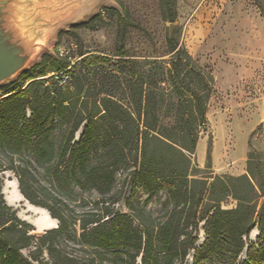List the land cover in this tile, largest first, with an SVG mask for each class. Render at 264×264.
<instances>
[{"label": "trees", "instance_id": "obj_1", "mask_svg": "<svg viewBox=\"0 0 264 264\" xmlns=\"http://www.w3.org/2000/svg\"><path fill=\"white\" fill-rule=\"evenodd\" d=\"M165 1L170 20L174 21V4ZM85 26L94 27L91 21ZM169 40L174 51L169 73L179 95L170 121H162L164 107L156 101L161 93L157 81L165 79L146 81L123 45L118 55L128 70V105L112 90L103 89L94 106H87L82 94L85 80L111 64L105 55L82 53L76 60L69 53L46 56L36 73L4 91L6 96L0 98V150L12 161L4 167L0 160V172L11 169L23 196L46 208L59 220V226L42 235L33 234L35 227L6 202L0 186V264H47L42 258L44 250L54 264H104V252L110 249L120 251L122 264H160L162 259L173 264L176 259L185 261L191 250L193 264H205L224 254L229 255L231 264H264V160L251 151L244 174L205 177L193 173L192 155L197 148L198 127L206 122L210 83L204 72L191 64V57L178 42ZM104 74L117 76L111 71ZM189 74L195 76L192 83L187 81ZM65 76L67 80L62 83ZM145 84H149V91ZM58 120L71 125L59 154L51 135ZM81 127L79 141L73 142ZM29 154L52 176L61 193L76 183L81 189L94 187L106 196L113 189L117 166L126 163L132 167V182L147 190L148 199L165 190L172 207L159 217L145 208L129 214L106 207L103 213L71 219L33 185L37 170ZM95 154L105 162L95 163ZM15 155L21 160L19 164H15ZM56 158L58 164L53 166ZM207 161L210 167V148ZM229 197L237 201L236 206L224 208L222 203ZM201 222L206 238L196 246L198 239L189 228L198 230ZM77 225L79 243L92 249L87 258L63 253L57 244L60 237L77 234ZM256 227L257 241L250 242ZM33 241L37 249L28 258L22 249ZM247 246L246 259L241 262L239 258Z\"/></svg>", "mask_w": 264, "mask_h": 264}, {"label": "rangeland", "instance_id": "obj_2", "mask_svg": "<svg viewBox=\"0 0 264 264\" xmlns=\"http://www.w3.org/2000/svg\"><path fill=\"white\" fill-rule=\"evenodd\" d=\"M172 2L176 12L174 21L170 20L165 0H67L69 18L58 22L48 35L42 51L23 70L0 84V98L6 96L3 95L5 90L36 73L46 56L69 53L76 60L84 53L105 55L111 59L110 65L100 68L101 73L87 76L82 93L87 98V106H94L103 89L112 90L128 105L131 103L129 75L118 55V48L123 45L127 57L136 61L137 67L144 72L146 81L155 83V79H165L157 81L161 93L156 101L164 107L162 121H170L174 114L173 106L179 101L169 73L174 57L169 39H173L191 57V64L204 72L210 83L206 98L207 118L205 124L198 127L197 148L192 155L193 173L205 177L246 173L251 151L264 160V0ZM72 20L75 22H70ZM89 21L93 23V28L85 26ZM171 23H174L172 33ZM151 68L154 69L149 73ZM105 71L117 76L104 77ZM184 74L188 75V69ZM187 81L192 83L195 76H188ZM145 89L149 91V84H145ZM187 93L192 97V92ZM151 96L153 102L155 95ZM28 114H31L30 110ZM70 128L69 123L58 120L51 133L58 154L66 143ZM82 132L83 127L76 132L73 142L79 141ZM176 138L180 139V136ZM209 148L212 157L210 167L207 166ZM13 157L15 164L21 162L16 155ZM27 157L37 170L33 185L40 189L42 197L71 219L103 213L106 207L129 214L140 213L145 208L159 217L172 207L165 190L148 199L147 190L132 182V167L126 163L117 166L113 189L104 196L94 187L81 189L76 183L61 193L52 176L37 164L33 155ZM0 160L5 167L11 165L12 158L3 156L0 150ZM94 162L103 163L105 159L95 154ZM52 163L56 166L57 158ZM9 179L18 181L11 169L2 170V190ZM236 203L234 198L229 197L222 206L232 208ZM19 204L22 206L23 203ZM10 206L17 212L21 209ZM203 225L204 222H201L198 230L189 228L198 239L196 246H200L206 238ZM31 232L43 234L36 229ZM79 232L77 225V234L60 237L57 244L63 253L87 258L92 249L79 243ZM258 235L251 232L249 241L255 243ZM36 249V241H33L22 252L31 258ZM190 254L193 264L194 251L191 250ZM122 257L120 251L110 249L104 252L103 263L122 264ZM42 258L47 264H54L46 250ZM245 259V255L239 258L241 262ZM160 264H166L165 260L162 259ZM173 264H189L188 257L185 261L176 259ZM205 264H231V261L229 255L224 254L213 257Z\"/></svg>", "mask_w": 264, "mask_h": 264}, {"label": "water", "instance_id": "obj_3", "mask_svg": "<svg viewBox=\"0 0 264 264\" xmlns=\"http://www.w3.org/2000/svg\"><path fill=\"white\" fill-rule=\"evenodd\" d=\"M66 17L69 18L67 0H0V84L23 70L42 51L48 35ZM173 26L171 23V33ZM27 201L29 205L22 211L33 217L34 222H28L37 231L46 233L59 226L58 219L54 227L39 222V211L32 209L36 206ZM20 212L17 214L22 218ZM254 232L259 234L258 227ZM247 248L243 252L245 256Z\"/></svg>", "mask_w": 264, "mask_h": 264}, {"label": "bare ground", "instance_id": "obj_4", "mask_svg": "<svg viewBox=\"0 0 264 264\" xmlns=\"http://www.w3.org/2000/svg\"><path fill=\"white\" fill-rule=\"evenodd\" d=\"M6 200L9 204L15 206V207H19L20 209V215L23 219H26L27 221H31L34 222L33 217L31 216H26L25 214H28V212H24L22 211V209L24 207H26L27 205H29L27 199L23 196V194L21 193L19 186H18V182L16 180H7L4 188H3ZM19 203H23L22 206H20L21 204ZM36 206V205H35ZM32 209H34L35 211H39L40 217H39V222L45 224L48 227H54L57 225V220L55 218H53L49 211L41 206H36V207H32ZM255 233V232H254ZM257 234V233H255ZM242 258L244 257V254H242L241 256ZM191 260H192V255L190 254L188 256V263L191 264Z\"/></svg>", "mask_w": 264, "mask_h": 264}, {"label": "built area", "instance_id": "obj_5", "mask_svg": "<svg viewBox=\"0 0 264 264\" xmlns=\"http://www.w3.org/2000/svg\"><path fill=\"white\" fill-rule=\"evenodd\" d=\"M67 80V76H65L63 79H62V83H65Z\"/></svg>", "mask_w": 264, "mask_h": 264}]
</instances>
